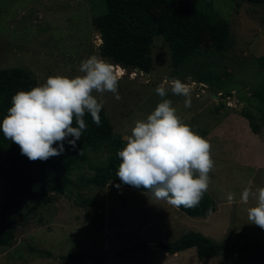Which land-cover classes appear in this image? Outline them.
I'll return each mask as SVG.
<instances>
[{
	"label": "rangeland",
	"instance_id": "374dc122",
	"mask_svg": "<svg viewBox=\"0 0 264 264\" xmlns=\"http://www.w3.org/2000/svg\"><path fill=\"white\" fill-rule=\"evenodd\" d=\"M188 1L229 22V48L219 51L205 43L175 69L167 43L157 37L152 71L123 69L118 75L121 99L103 93V110L115 136L125 140L136 121L146 120L162 99H170L181 120L211 144L214 167L207 192L217 211L193 218L151 194L114 184L86 187L74 176V183L46 204L33 202L17 210L15 242L11 248L0 246V264H264V229L248 219L256 200L245 204L240 198L245 188L264 187V103L259 97L264 88V6L240 0ZM105 12L103 0H0V70L24 68L39 85L50 76L82 75L81 61L101 58L94 18ZM175 79L189 86L191 107L170 89L164 98L156 93L161 83ZM243 112L259 118L260 137ZM89 156L95 163L107 161L110 146L95 148ZM12 173L0 161V213ZM83 173L88 177L91 172ZM229 193L235 194L232 202ZM189 232L226 243L229 250L202 261L194 248L177 255L151 246L119 254L141 242H175ZM71 254L84 258H62Z\"/></svg>",
	"mask_w": 264,
	"mask_h": 264
},
{
	"label": "trees",
	"instance_id": "16d2710c",
	"mask_svg": "<svg viewBox=\"0 0 264 264\" xmlns=\"http://www.w3.org/2000/svg\"><path fill=\"white\" fill-rule=\"evenodd\" d=\"M103 1L106 12L94 18V25L101 32L99 54L102 59L116 66V70L119 69L118 75L122 74L123 69L133 73L136 68L149 74L153 69L152 46L157 37L167 43L175 69L192 59L205 43H210L219 51L229 48V22L219 18L211 9L201 10L188 0ZM240 1L264 6V0ZM260 62L264 65V59ZM38 85L32 72L24 68L0 70V124L11 107L13 95ZM262 92L263 95L259 97L263 98L264 103V88ZM99 115L101 124L97 126L91 115L86 113L84 120L88 127L76 142V147H71L65 141V151L47 161H29L21 154L19 146L6 139L0 130V161L13 172L11 185L4 190L5 203L0 213V246L13 247L19 208L33 202L46 204L51 195L64 193L74 183V176L86 187L106 188L114 184L152 195L143 187L123 184L116 176L121 162L117 152L125 146L126 141L115 136L114 127L103 108ZM243 116L249 121L253 133L260 137L263 124L258 123L259 118L247 112H243ZM73 126H76L75 123ZM104 145L110 146L109 159L93 162L89 152ZM87 171L91 172L88 177L83 173ZM177 208L193 218H205L217 211L216 202L208 192L197 207ZM149 246L169 255L194 248L201 261L216 258L229 250L226 243H217L201 233L189 232L175 242L152 245L141 242L119 251V254H134ZM62 258L81 261L84 256L71 254Z\"/></svg>",
	"mask_w": 264,
	"mask_h": 264
},
{
	"label": "clouds",
	"instance_id": "9594fccd",
	"mask_svg": "<svg viewBox=\"0 0 264 264\" xmlns=\"http://www.w3.org/2000/svg\"><path fill=\"white\" fill-rule=\"evenodd\" d=\"M79 71L82 75L73 78L50 76L44 84L13 95L0 130L29 161H47L61 155L65 141L75 148L88 127L86 113L99 126L103 93L111 92L115 99H121L118 74L111 63L92 56L81 61ZM169 89L174 95L184 96L185 107H191L186 83L166 81L155 91L164 98ZM125 141L117 152L121 162L116 173L123 184L143 187L155 199L175 207L195 208L200 204L214 167L211 144L181 120L170 99H162L146 120L136 121ZM234 195L229 193L227 200L232 202ZM240 198L245 204L250 198L256 200V205L248 209V219L264 229V187L245 188Z\"/></svg>",
	"mask_w": 264,
	"mask_h": 264
},
{
	"label": "water",
	"instance_id": "95a60500",
	"mask_svg": "<svg viewBox=\"0 0 264 264\" xmlns=\"http://www.w3.org/2000/svg\"><path fill=\"white\" fill-rule=\"evenodd\" d=\"M98 34H99V35H101V32H100V31H98ZM135 71H136V72H141L139 68H136V70H135ZM214 97H215V99H216V98H218V96H214ZM225 104H226V103H225Z\"/></svg>",
	"mask_w": 264,
	"mask_h": 264
},
{
	"label": "crops",
	"instance_id": "0c3cea01",
	"mask_svg": "<svg viewBox=\"0 0 264 264\" xmlns=\"http://www.w3.org/2000/svg\"><path fill=\"white\" fill-rule=\"evenodd\" d=\"M212 197V196H211ZM214 199V198H213ZM215 200V199H214ZM187 251V250H186ZM186 251H184V252H186ZM181 253V252H180ZM179 254V253H178ZM177 255V254H176Z\"/></svg>",
	"mask_w": 264,
	"mask_h": 264
}]
</instances>
